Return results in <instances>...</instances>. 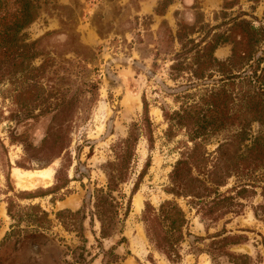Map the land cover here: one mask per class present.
Masks as SVG:
<instances>
[{
	"label": "rangeland",
	"instance_id": "374dc122",
	"mask_svg": "<svg viewBox=\"0 0 264 264\" xmlns=\"http://www.w3.org/2000/svg\"><path fill=\"white\" fill-rule=\"evenodd\" d=\"M141 1L37 0L35 19L20 33L22 41L35 44L20 51L24 56L18 69L12 60L0 64V141L7 149L5 154L0 146V264H105L111 248L123 257L121 264H172L149 245L141 220L146 201L156 206L166 199L187 211L195 235H213L222 228L244 235L243 243L230 250L248 254L252 264H264V214L260 210L263 216L255 217L252 206L264 203L259 195L207 232V222L188 211L186 200L167 191L181 136L166 141L160 109L174 106L167 70L179 46L168 41L170 30L174 34L181 23L206 24L203 31L211 29L210 35L223 32L233 38L238 33L231 30L234 17L264 27V0H157L150 13L141 12ZM219 47L218 58L231 54L230 43ZM143 99L154 140L150 146L137 128L130 174L112 193L123 205L130 198V210L124 216L120 209L117 230L101 238L93 215L96 189L106 186L105 165L115 159L113 146L132 123L139 124ZM257 129L264 133L254 124ZM232 184L230 179L226 187ZM9 200L13 217L7 213ZM32 205L48 213L43 236L26 235L38 229L24 214ZM191 239L183 243L176 264H212L205 249L196 248H205L209 240ZM75 259L79 263H71ZM218 260L230 264L225 257Z\"/></svg>",
	"mask_w": 264,
	"mask_h": 264
},
{
	"label": "trees",
	"instance_id": "16d2710c",
	"mask_svg": "<svg viewBox=\"0 0 264 264\" xmlns=\"http://www.w3.org/2000/svg\"><path fill=\"white\" fill-rule=\"evenodd\" d=\"M37 8V0H0V64L12 60L15 70L22 66L19 58L24 54L20 51L35 42L22 41L20 33L35 19ZM232 21L231 30L238 31L233 38L223 32L210 35L211 29L203 31L206 24L181 23L174 34L170 30L168 41L179 46L171 54L167 70V78L174 85L168 87L174 106L160 107L166 123V141L181 136L177 140L179 157L169 173L167 191L186 200L188 211L195 210L207 222V232L211 224L226 215L240 214L245 202L255 196L264 199V133L261 129L253 130L254 124L264 127V27H255L244 18L234 17ZM224 43L231 44V54L220 59L215 50ZM143 109L139 124L132 123L127 136L113 146L115 159L105 165V188L96 189L93 215L100 223L101 238L110 237L117 230L120 209H124V216L130 210V198L123 205L112 193L130 174L136 155L137 128L143 130L150 146L154 140L145 99ZM47 139L48 136L42 144ZM214 141L217 145L210 150L208 145ZM0 146L6 154L1 141ZM30 148V144L25 145V151ZM146 165L147 162L137 178ZM4 177L9 180L10 173ZM230 179L233 184L226 187ZM137 183L138 179L134 192ZM223 187L226 189L221 190ZM13 205L9 200L10 217L14 215ZM252 206L255 217L263 216L259 211L264 214V203ZM25 211L38 227L26 235L38 232V236H43L48 213L36 205L26 207ZM61 215V211L56 213L59 219ZM141 220L149 245L169 263L182 260V245L192 238L194 243L209 240L205 248H196L205 249L212 264H222L220 257L230 264H252L248 254L230 250L231 246L243 243L244 235L228 234L225 228L213 235H195L187 211L174 199L163 200L156 206L146 201ZM111 249L106 251L109 258L105 264H121L123 257ZM73 262L79 263L76 259Z\"/></svg>",
	"mask_w": 264,
	"mask_h": 264
},
{
	"label": "crops",
	"instance_id": "0c3cea01",
	"mask_svg": "<svg viewBox=\"0 0 264 264\" xmlns=\"http://www.w3.org/2000/svg\"><path fill=\"white\" fill-rule=\"evenodd\" d=\"M157 2V0H142L140 2V8L142 13H150L152 11L153 5ZM220 47L215 50V54H221L223 51Z\"/></svg>",
	"mask_w": 264,
	"mask_h": 264
},
{
	"label": "bare ground",
	"instance_id": "6f19581e",
	"mask_svg": "<svg viewBox=\"0 0 264 264\" xmlns=\"http://www.w3.org/2000/svg\"><path fill=\"white\" fill-rule=\"evenodd\" d=\"M19 175V174H18ZM38 175H40V174H38ZM40 176H42V175H40Z\"/></svg>",
	"mask_w": 264,
	"mask_h": 264
}]
</instances>
